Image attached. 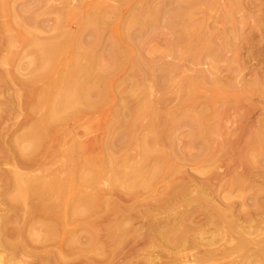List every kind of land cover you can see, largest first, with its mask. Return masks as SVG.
Instances as JSON below:
<instances>
[{
  "label": "rangeland",
  "instance_id": "1",
  "mask_svg": "<svg viewBox=\"0 0 264 264\" xmlns=\"http://www.w3.org/2000/svg\"><path fill=\"white\" fill-rule=\"evenodd\" d=\"M46 44L54 46L61 56L75 54L84 63L96 57L106 100L64 128L47 129L38 148L28 155L22 149V137L36 130L55 94L53 85L60 86L65 73L60 68L39 76L35 58ZM216 44L224 59L214 63V83L198 87L201 98L195 105L204 109L209 102L213 106L216 115L212 121L218 133L215 143L228 144L221 151L223 159L239 152L244 158L237 160L255 170L247 171L244 208L240 204L243 199L236 198L242 190H236L241 191L239 195L224 190L222 195L235 200L236 211L251 213L244 222L259 240L264 235V0H0V264H182V260L190 264L187 256L195 249L181 252L168 247L154 231L157 222L166 225V215L178 217L176 210L184 205L166 211L153 209L170 179L199 177L197 167L204 169L208 162L204 157L195 159L200 146L192 142L188 126L179 130L185 155L174 162L178 173L171 178L159 176L138 199L126 196L122 187L111 191L107 199L113 203L99 215L78 216L75 206L79 202L68 189L66 194L70 195L59 201L49 195L25 197L12 177L15 172L19 177L49 180L54 174L65 177L70 173L77 179L68 184L69 189L87 190L89 187L79 180L85 170L81 154L106 153L103 144L108 138V123L122 118L114 115L120 102L126 100L131 107L141 99L156 102L159 115L171 109L185 122L187 116L196 114V109L187 105L182 111L178 107L185 93L183 86L194 73L191 68L196 67L194 55ZM167 60L172 62L165 64ZM148 119L143 116L141 122ZM124 145H115L110 151L117 155L127 152L129 164H134L136 146ZM223 162H218L221 169L226 166ZM107 169L98 183L104 191L114 188L122 176L119 166ZM123 170L128 172L130 167L126 164ZM212 181L216 185L217 180ZM103 200L101 197L99 203ZM123 213L133 219L128 224L130 232L121 240L116 234L109 237ZM255 229L263 235L258 237ZM92 233L96 239L89 244ZM153 235L156 240H150ZM70 237L76 238L73 247ZM172 252L174 257L180 253L183 259L177 256L174 261ZM233 254L236 258L228 256L225 264H241L240 252Z\"/></svg>",
  "mask_w": 264,
  "mask_h": 264
},
{
  "label": "bare ground",
  "instance_id": "2",
  "mask_svg": "<svg viewBox=\"0 0 264 264\" xmlns=\"http://www.w3.org/2000/svg\"><path fill=\"white\" fill-rule=\"evenodd\" d=\"M220 40L222 41L221 38ZM223 46L225 45L223 44ZM43 48V51L35 58L39 76L44 77L47 72L60 68L65 73L61 74V85L58 86L57 81L55 83L57 87L53 85L56 90L55 94L47 103L46 112L40 119L36 130L28 131L22 137V141L25 143L22 149L28 155L38 148L45 137L47 129L50 128L56 131L59 128H64V125L71 124L76 118H81V116H86L91 111H95L106 100V93L99 73L101 66L98 61L96 62V57L91 56L88 58L87 63H84L81 62L83 58L80 59L75 54L61 56L55 50L56 48L50 44H46ZM219 48L220 45L218 44L212 45L209 49H201L194 55L193 60L196 67L191 68L194 73L193 75L189 74L187 84L183 86L185 93L181 97L178 107L182 111L187 105L191 109H196V114L190 117L187 116L185 122L181 118H177L173 112L174 110L171 109L167 113L165 112V115H159L154 108L156 102H148L145 99H141L138 103L136 102L135 106L131 107L129 102L126 100L122 101L120 102V108L114 110V115L122 118L108 123V138L103 144V150L106 153L97 156L87 155V152H82L81 154L85 170L80 174L79 180L81 181L80 183H83V186L89 187L88 189L90 190L80 189L79 191H74L73 188L69 189L70 186L68 184H72L71 182L77 179L75 176L72 177L70 173H66L65 177L51 173V176L53 175L52 178L47 180L43 177H36V179L26 176L19 177L18 173L14 172L12 181L18 188V192L25 197L32 194L38 197L49 195L58 201L63 200L70 194L76 195L75 197H77L79 204L77 207L75 206L76 212H74L78 216H92L97 213L99 215L105 206L113 203L107 199V195H111V191H117L118 188L122 187L126 189V196L138 199L141 194L148 192L159 176L165 175L167 178H171L178 173L179 166L175 165L174 162L177 161V158L183 159L185 155L182 148H180L179 140V130L185 125L191 130L192 142L200 146V152L195 154V159L206 158L205 161L208 162L207 164L205 162V164L208 165V168L206 165L207 169L203 167L205 170L197 167L201 174L199 177L189 175L188 179L182 177L183 179L180 181L173 179L168 181L164 190L159 194L158 204L153 209L166 211L168 208L179 204H183L184 209L176 210L179 218L174 217V219H171L170 215H166V225L163 224L164 226H160V223L157 222L158 227L156 230L154 228L156 236L158 239L164 240V244L168 247H176L178 251L182 252L189 248L195 249V252L187 256L191 259H187V262L191 261L190 264H219L220 262L225 264L224 262L229 258H236L233 254L236 252L241 254V264H264V235L259 232L261 230L257 231L258 229H255L253 232L256 233L257 231L258 237L263 235L261 239H255L252 227L251 230L247 229L244 222L251 218L248 216L251 213L249 214L244 209L236 211L235 200L229 195H222L224 190H228L229 194L234 193L237 189L242 190V196L239 195L241 191L239 193L236 191V195H239L236 198L241 197L243 199H241L243 203H239L244 208L246 202L244 190L246 191L247 185H249L245 182L248 181L250 173L247 175V171L250 168L239 162L241 157L244 158L243 154L241 155L239 152L234 155L230 153L232 156L224 158L226 160L223 159L224 154L222 155L221 151L224 150V145L228 144L215 143L218 133H215L216 124L212 121V118L216 115L215 110L212 111L213 106L209 102H206V106L209 107H204V109H201L199 105H195L196 101L201 98L197 95L198 87H206L205 84L214 83L217 78L212 68L215 62L224 59L223 52L220 53L218 51L220 50ZM227 50L229 49L227 48ZM171 62V60H167L165 64L169 65ZM96 66L97 69L95 70ZM95 71L98 73H95ZM53 87L51 88L53 89ZM46 91L42 92L46 94ZM41 97L43 96L41 95ZM204 98L207 97L205 96ZM42 103L44 104V102ZM143 116L149 118L145 124L141 122ZM56 136H58V133ZM122 144L124 147L129 145L136 146V158L132 157L134 164H129L131 157L127 155V152L123 151L120 155H117L110 151L113 146H121ZM125 149L123 148V150ZM220 152L221 155L219 154ZM237 158H240L239 161ZM154 159L157 162L152 164L151 162ZM219 161H225L223 162V164L226 163L224 169H221V165L218 164ZM233 161L235 162L233 163ZM126 164L130 167L128 172L122 171ZM114 165L117 168L118 166L121 168L120 173L122 176H118L120 179H117L119 182L115 183L114 188L104 191L98 183L104 177L103 173L106 168L109 171L116 170ZM219 168L222 170L221 172L217 171ZM251 170H253L252 172L255 171L252 167ZM113 173L111 174L113 175ZM257 175L260 174L257 172ZM213 178L217 180L216 185L213 184ZM67 189L70 190L68 195L66 194ZM101 197L105 199L103 204L99 203ZM251 202L253 201L251 200ZM262 203L264 206V200ZM195 218L198 219L195 220ZM132 220L129 215L123 213L109 237L116 234L118 239H123L125 234L127 235V232L129 233L131 230L128 224H131ZM260 233L261 235H259ZM95 239L96 234L92 233L89 237V244ZM150 240H156L155 235L151 236ZM69 242H71V247H73L72 245H75L76 238L70 237ZM170 256L172 257V255ZM177 256H181L180 253ZM177 256L174 257L173 253V260L178 258ZM228 256L229 258L227 259ZM182 264H186V262L182 260Z\"/></svg>",
  "mask_w": 264,
  "mask_h": 264
}]
</instances>
